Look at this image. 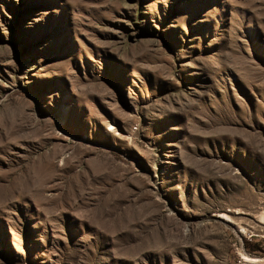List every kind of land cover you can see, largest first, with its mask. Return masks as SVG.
I'll use <instances>...</instances> for the list:
<instances>
[{
    "label": "rangeland",
    "instance_id": "374dc122",
    "mask_svg": "<svg viewBox=\"0 0 264 264\" xmlns=\"http://www.w3.org/2000/svg\"><path fill=\"white\" fill-rule=\"evenodd\" d=\"M0 264H264V0H0Z\"/></svg>",
    "mask_w": 264,
    "mask_h": 264
},
{
    "label": "trees",
    "instance_id": "16d2710c",
    "mask_svg": "<svg viewBox=\"0 0 264 264\" xmlns=\"http://www.w3.org/2000/svg\"><path fill=\"white\" fill-rule=\"evenodd\" d=\"M245 245L247 246V243H245Z\"/></svg>",
    "mask_w": 264,
    "mask_h": 264
}]
</instances>
